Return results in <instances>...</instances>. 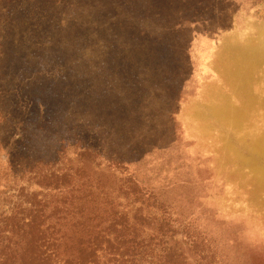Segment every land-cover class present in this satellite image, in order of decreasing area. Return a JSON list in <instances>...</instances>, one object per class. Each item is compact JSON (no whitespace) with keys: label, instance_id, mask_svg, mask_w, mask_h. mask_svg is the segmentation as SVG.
I'll use <instances>...</instances> for the list:
<instances>
[{"label":"rangeland","instance_id":"obj_1","mask_svg":"<svg viewBox=\"0 0 264 264\" xmlns=\"http://www.w3.org/2000/svg\"><path fill=\"white\" fill-rule=\"evenodd\" d=\"M0 109L264 254V0H0Z\"/></svg>","mask_w":264,"mask_h":264},{"label":"trees","instance_id":"obj_2","mask_svg":"<svg viewBox=\"0 0 264 264\" xmlns=\"http://www.w3.org/2000/svg\"><path fill=\"white\" fill-rule=\"evenodd\" d=\"M7 120L0 109V264H264L120 160L66 145L45 158L5 135Z\"/></svg>","mask_w":264,"mask_h":264}]
</instances>
